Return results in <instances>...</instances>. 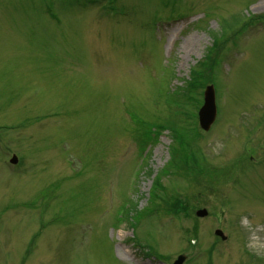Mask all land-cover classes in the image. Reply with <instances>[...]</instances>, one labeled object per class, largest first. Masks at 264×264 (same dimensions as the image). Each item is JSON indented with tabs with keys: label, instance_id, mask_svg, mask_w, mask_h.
<instances>
[{
	"label": "rangeland",
	"instance_id": "374dc122",
	"mask_svg": "<svg viewBox=\"0 0 264 264\" xmlns=\"http://www.w3.org/2000/svg\"><path fill=\"white\" fill-rule=\"evenodd\" d=\"M77 1L0 0V264H264V0Z\"/></svg>",
	"mask_w": 264,
	"mask_h": 264
},
{
	"label": "water",
	"instance_id": "95a60500",
	"mask_svg": "<svg viewBox=\"0 0 264 264\" xmlns=\"http://www.w3.org/2000/svg\"><path fill=\"white\" fill-rule=\"evenodd\" d=\"M215 115V106L213 101V88L211 85L205 87L204 90V102L198 110V121L200 126L203 129H207L213 120ZM206 213L205 209L196 210L197 215H204ZM216 234L220 235L221 238H224L222 232L219 229L214 231ZM184 259V255H178L177 258L173 261V264H181Z\"/></svg>",
	"mask_w": 264,
	"mask_h": 264
},
{
	"label": "trees",
	"instance_id": "16d2710c",
	"mask_svg": "<svg viewBox=\"0 0 264 264\" xmlns=\"http://www.w3.org/2000/svg\"><path fill=\"white\" fill-rule=\"evenodd\" d=\"M169 127L171 128V129H170V131H171V135H172L171 139L173 140V143H176V144H175V146H176V145L179 144V142H178V140H177V138H176V131H177V130H175V129H174L173 127H171V126H169ZM179 159H180V158H179ZM177 201H178L177 204H180L178 199H177ZM177 201H176V202H177ZM172 206L177 207V208H180L181 210H182V208H184L183 205H182V206H178V205H176L175 203H173ZM185 210H186V208H185Z\"/></svg>",
	"mask_w": 264,
	"mask_h": 264
},
{
	"label": "bare ground",
	"instance_id": "6f19581e",
	"mask_svg": "<svg viewBox=\"0 0 264 264\" xmlns=\"http://www.w3.org/2000/svg\"><path fill=\"white\" fill-rule=\"evenodd\" d=\"M188 51L186 50V53H187Z\"/></svg>",
	"mask_w": 264,
	"mask_h": 264
}]
</instances>
